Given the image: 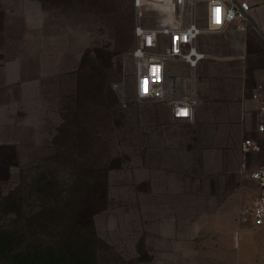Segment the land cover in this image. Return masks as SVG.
<instances>
[{
  "label": "rangeland",
  "instance_id": "rangeland-1",
  "mask_svg": "<svg viewBox=\"0 0 264 264\" xmlns=\"http://www.w3.org/2000/svg\"><path fill=\"white\" fill-rule=\"evenodd\" d=\"M131 1L0 0V264H264L250 111L137 101ZM169 69L172 98L212 90L210 63Z\"/></svg>",
  "mask_w": 264,
  "mask_h": 264
},
{
  "label": "built area",
  "instance_id": "built-area-1",
  "mask_svg": "<svg viewBox=\"0 0 264 264\" xmlns=\"http://www.w3.org/2000/svg\"><path fill=\"white\" fill-rule=\"evenodd\" d=\"M132 60L135 69V98L139 102L165 103L173 122H192L199 99L191 88L189 94L172 98L177 89L170 75L171 64H182L193 72L205 54L198 49L203 36L226 33L231 27L247 31L250 7L235 0H132ZM264 84L252 94L258 103L256 131L264 134ZM261 140L245 139L240 146L241 172L246 157L261 153ZM258 187V196L239 213V222L251 228H264V164L248 172Z\"/></svg>",
  "mask_w": 264,
  "mask_h": 264
},
{
  "label": "crops",
  "instance_id": "crops-1",
  "mask_svg": "<svg viewBox=\"0 0 264 264\" xmlns=\"http://www.w3.org/2000/svg\"><path fill=\"white\" fill-rule=\"evenodd\" d=\"M235 1L246 2L250 7L247 31L238 33L231 27L226 33L215 35L210 40L211 54L209 56L204 53L205 59L198 66L204 68L208 63L211 64L212 90H206L204 85L198 86L197 98L201 102V107L199 106L197 113L203 117V122H206L209 119L210 112L215 110L210 107V103L214 101L218 102L221 117H224L230 110L235 122H240L243 111H250L244 121L255 122V124H247L245 134L249 137L242 139L240 146L245 139L249 138L261 140L263 143L261 153L246 157L245 172H241L239 165L240 173L250 180L248 172L264 164V134H259L256 131L259 122L258 103L250 99V95L254 93L256 88L264 84V0ZM209 57L211 62H207ZM224 72L226 74H223ZM215 74L218 78L215 77ZM225 79H227V82ZM225 86L226 88H224ZM260 98L264 100V92L260 94ZM262 117L264 119V114ZM255 187L252 195L254 198L259 193L256 184ZM261 232L264 234V230Z\"/></svg>",
  "mask_w": 264,
  "mask_h": 264
}]
</instances>
